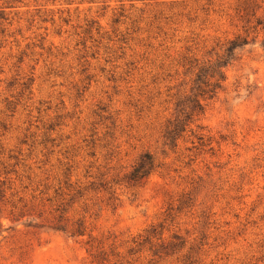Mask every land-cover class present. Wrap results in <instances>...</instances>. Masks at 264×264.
<instances>
[{
	"label": "rangeland",
	"instance_id": "1",
	"mask_svg": "<svg viewBox=\"0 0 264 264\" xmlns=\"http://www.w3.org/2000/svg\"><path fill=\"white\" fill-rule=\"evenodd\" d=\"M0 7L8 19L0 26V183L15 184L7 198L18 193L17 201L28 178L62 174L67 164L80 165L83 182L89 166L118 181L149 152L164 166L147 182L113 183L111 194L90 197L87 214L79 208L96 248L114 262L149 264L148 252L128 253L133 240L200 177L194 210L166 236L180 233L186 250L201 248V264H264V27L257 25L264 0H0ZM238 37L248 44L191 127L204 128L213 150L195 149L190 132L177 148L166 146L177 102L192 107L196 72L183 57L215 62ZM29 77L32 95L21 87ZM10 210L0 203V264H93L88 235L71 237L32 217L14 221Z\"/></svg>",
	"mask_w": 264,
	"mask_h": 264
},
{
	"label": "trees",
	"instance_id": "2",
	"mask_svg": "<svg viewBox=\"0 0 264 264\" xmlns=\"http://www.w3.org/2000/svg\"><path fill=\"white\" fill-rule=\"evenodd\" d=\"M4 8L0 7V26L1 21L8 20L7 15L3 14ZM7 8V7H6ZM251 7H245L246 14ZM249 15V14H248ZM257 25L264 27V20L257 19ZM248 40L238 37L228 43L225 48H221V54H217L215 62H200L190 56H184L182 66L187 71L195 73L191 95L187 98V102L192 104L190 111L187 112L183 108V102H177L178 115L174 120H169L164 126L163 138L165 145L172 148L178 147V140L186 133L190 132L197 140L198 145L194 148L203 150L205 147H210L213 144L212 138L202 132L203 127L196 125L197 131L191 128L204 113L205 105L202 101L213 100L218 93L224 88L227 81V76L224 68L234 60L236 51L247 45ZM25 79V78H24ZM23 79V80H24ZM34 83L33 77H29L21 83L23 92L29 91L32 95V86ZM195 144V142H193ZM164 163L158 162L157 158L147 152L140 156L132 170L125 174L121 180L112 178L108 180L107 174H94L89 169L85 175L87 179L83 182L78 177L80 165H68L62 174H50L36 183L30 180L31 185L24 186L21 190L22 194L18 200H14L18 193H12L10 198H7V191H12L15 184H11L6 188V180L0 183V203L2 206L10 204V215L12 220H16V216L22 218H36L41 224L48 226L55 231L69 234L71 237L83 238L89 236L88 245L90 247L93 264H122L120 259L114 262L110 259L103 247L94 246V238L92 237L86 215L77 217L79 208L88 213V202L92 201L91 196L99 200L102 194H111V185L119 182L125 183L129 188H136L143 185L149 178L161 169ZM9 174V173H7ZM12 181H9V184ZM205 181L198 178V181L193 182L191 191L183 193L175 203H172L167 208L162 222L153 225L147 229L142 235L133 240V246L128 253L131 255L139 252H148L151 259L149 264H158L161 261L176 257L179 264H201V255L198 250L201 248L190 247L188 250V239L180 233H174L171 237L166 236V232L170 231V227L174 226L181 216L192 212L196 206V193L203 187ZM112 199V198H111ZM18 219V220H20ZM178 224V223H177ZM96 249V250H95ZM100 249V251H98ZM114 257V256H113ZM115 257H121L120 254Z\"/></svg>",
	"mask_w": 264,
	"mask_h": 264
}]
</instances>
